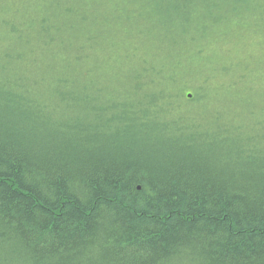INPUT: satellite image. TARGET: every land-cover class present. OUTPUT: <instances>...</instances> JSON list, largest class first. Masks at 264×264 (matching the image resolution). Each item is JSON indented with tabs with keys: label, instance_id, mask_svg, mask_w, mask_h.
<instances>
[{
	"label": "trees",
	"instance_id": "trees-1",
	"mask_svg": "<svg viewBox=\"0 0 264 264\" xmlns=\"http://www.w3.org/2000/svg\"><path fill=\"white\" fill-rule=\"evenodd\" d=\"M0 264H264V0H0Z\"/></svg>",
	"mask_w": 264,
	"mask_h": 264
},
{
	"label": "rangeland",
	"instance_id": "rangeland-1",
	"mask_svg": "<svg viewBox=\"0 0 264 264\" xmlns=\"http://www.w3.org/2000/svg\"><path fill=\"white\" fill-rule=\"evenodd\" d=\"M240 34L241 32L244 33V37L239 41L238 45L234 47V42H229L230 40L227 39H220L219 42H215L211 47L210 51H214L215 53L220 56H226L230 59H227L230 63H235L236 61H239L243 59L244 55H247L249 52L257 53L259 50L250 43V39H246L245 36L250 34L249 29L240 28ZM232 57V59H231ZM219 61V60H218ZM197 62V61H195ZM189 62H186L188 64ZM192 94V89H189L186 91V96Z\"/></svg>",
	"mask_w": 264,
	"mask_h": 264
},
{
	"label": "bare ground",
	"instance_id": "bare-ground-1",
	"mask_svg": "<svg viewBox=\"0 0 264 264\" xmlns=\"http://www.w3.org/2000/svg\"><path fill=\"white\" fill-rule=\"evenodd\" d=\"M110 8V4H109V2L107 3V2H105L103 5H101L99 8H98V13H101L102 14V16H103V14H105L107 11H108V9ZM216 64H218V60L216 59V58H214L212 61H210L209 62V64H208V66H207V68L206 69H208V67L209 66H212V67H214V66H216ZM179 67H180V71H179V75H183V74H186V72H187V70H186V67L183 65V62H181V61H179V65H178ZM206 67V66H205ZM204 72H205V70H204ZM181 79H182V81L183 82H191V80H193V82L194 83H192V84H197V83H199V80H201L200 78L198 79V78H191V77H181ZM198 89L200 88V87H197ZM195 91H198L197 89H195ZM198 92H200V89H199V91ZM190 95H192V94H189L188 95V98L189 99H191V98H193V95L190 97ZM192 106H193V104H191V102H189L188 100H185V102L183 101L182 102V104H181V106H180V109H183V110H190L191 108H192Z\"/></svg>",
	"mask_w": 264,
	"mask_h": 264
},
{
	"label": "water",
	"instance_id": "water-1",
	"mask_svg": "<svg viewBox=\"0 0 264 264\" xmlns=\"http://www.w3.org/2000/svg\"><path fill=\"white\" fill-rule=\"evenodd\" d=\"M192 95H190V97H191Z\"/></svg>",
	"mask_w": 264,
	"mask_h": 264
}]
</instances>
